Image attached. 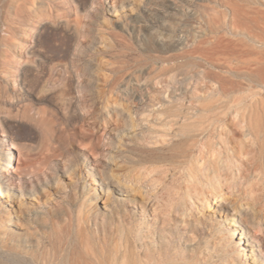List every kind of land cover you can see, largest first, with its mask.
I'll list each match as a JSON object with an SVG mask.
<instances>
[{"label": "rangeland", "instance_id": "obj_1", "mask_svg": "<svg viewBox=\"0 0 264 264\" xmlns=\"http://www.w3.org/2000/svg\"><path fill=\"white\" fill-rule=\"evenodd\" d=\"M41 1L0 0V262L264 264V0ZM65 54L97 77L110 114L96 123L33 82ZM141 103L211 107L203 126L226 131L244 165L195 202L188 182L210 152L184 153L171 141L188 131L147 113L155 137H141ZM184 197L185 216L165 213Z\"/></svg>", "mask_w": 264, "mask_h": 264}, {"label": "bare ground", "instance_id": "obj_2", "mask_svg": "<svg viewBox=\"0 0 264 264\" xmlns=\"http://www.w3.org/2000/svg\"><path fill=\"white\" fill-rule=\"evenodd\" d=\"M29 1H30L29 3L31 4L30 8L32 9V11H34L37 7H39L38 5L42 4L43 2L41 0H29ZM26 3H28L27 0H23V4L25 5ZM82 6H85V3H82ZM24 17L25 16H23V19ZM10 20H11L10 21L11 24L10 26L8 25V27L11 32H15L14 22L17 21L12 18ZM25 66L26 65H23L22 67L18 68V71H23V69H26ZM87 66H89V61L87 59H84L82 57L69 59L65 54L64 56L60 57L56 62H54V64L50 67V69L47 70V73L43 72L42 75L39 76L38 74L36 77H34L35 79L33 78V82L37 83L39 80H41L43 86H46L50 89H58L65 96L69 95V97L67 98L68 107H69L68 109L72 110V112H74L75 114H82V112L89 114L90 117L93 118V122H91V124H93L95 121L100 119V117L102 118L103 113L106 116H108L110 114V109L107 108L103 110L100 109L99 105H97L98 102H96L95 100L96 99L95 92L98 90L94 87L95 83L98 82L97 77L95 76V74L87 70ZM116 89L117 91H120V87H117ZM128 97L132 99H136L133 96L132 92L128 94ZM8 103L9 106L17 107L21 102L19 99H16L14 101V99L12 98V100L8 101ZM112 108L115 111H119V108L116 107V105H114ZM212 110L213 109L211 107H193V106L185 107L181 105L179 106V105H169V104H163L155 107V104H146V103L135 104L133 109L134 114L136 115V119L138 121V125L140 127L139 130L140 135L141 137H144V139L153 140L155 137L153 133L156 132V130L152 129L151 127H145L143 123L145 119L142 118L141 116L144 113H147L149 115H152V120H151L152 122L155 121L160 125H167V124H170V126L179 125L177 130L188 131L186 135L184 134L182 135V137H179V139L177 138L176 140L171 141L174 144H180L181 146H183L184 153L185 152L189 153V151H191L192 149L197 148L199 154L202 156L201 158H203L204 153L210 152L211 154L210 159L207 160L204 159V161L202 160L203 163L201 164L202 167H200V169H202L203 171L201 170V174L199 176L194 175L193 178H191L190 181L188 182L189 186L191 185L192 187H194V193H195L194 198H196L195 202H199V203L206 202L207 200V198L205 197V193L207 192L205 190L206 188L205 185L214 187L215 183H220L222 181L223 176L226 177V175L229 173V170L231 168H236L239 171L241 166L244 165L243 159H241L237 155V152L241 151V148L233 144L232 139L230 138L229 134L226 131L220 130L216 132L215 127L203 126V122L205 120L201 119L200 115L204 114L205 116H207V118H209L208 115L209 113L212 112ZM37 114L38 113H36V115ZM193 115H197V118H194ZM88 130L92 131V128L89 127ZM6 136L9 137L10 139L9 141L11 142L12 147L21 148V143L18 141V139L21 137L20 133L11 130L8 133H6ZM186 143L190 146L189 149L188 147H185ZM1 153H2V148L0 147V154ZM129 154H130L129 150L126 147L125 150L122 152L121 157L127 159L130 156ZM10 158H11V154H9V159L8 160L6 159V161H8L9 163L11 161ZM245 160L247 161V159ZM3 166H4L3 164H0V170L2 169ZM16 169L23 171L25 169V166L23 167L18 165ZM161 172L163 173L164 171ZM159 178H161V176L160 177L152 176L149 179L150 181L148 184L151 187L154 186L155 185L154 181ZM227 179L228 177L225 178L226 181ZM105 183L107 184L108 187L114 186L119 192L122 193L125 192L124 187H121L118 183H116L112 179H108ZM243 185L245 184L243 183ZM142 186L147 188L145 184ZM7 187L8 186L5 185L4 181L0 177L1 197H6V194H4V190L2 188H7ZM189 204L193 206L194 203H190L189 201ZM221 205L228 206L226 203H222ZM170 207H171L170 209L169 208L165 209V213L169 214V212L172 211V213H178L182 216H185L188 209L191 208V207H187V202L185 201V197L181 201L177 200L171 202ZM17 257L18 256L12 257L11 263L9 264H26L23 262V260L19 261L20 259H17ZM0 264H6V263L1 261Z\"/></svg>", "mask_w": 264, "mask_h": 264}]
</instances>
